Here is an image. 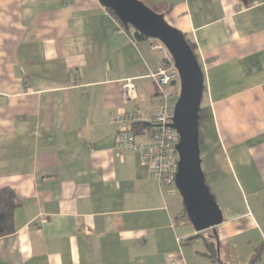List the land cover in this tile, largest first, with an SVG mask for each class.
<instances>
[{"label": "crops", "instance_id": "obj_1", "mask_svg": "<svg viewBox=\"0 0 264 264\" xmlns=\"http://www.w3.org/2000/svg\"><path fill=\"white\" fill-rule=\"evenodd\" d=\"M140 1L195 44L205 75L202 168L224 222L218 259L204 244L199 264H248L264 245V0ZM134 31L100 0H0V191L21 202L0 264H193L173 186L116 152L112 117L161 102V55Z\"/></svg>", "mask_w": 264, "mask_h": 264}, {"label": "water", "instance_id": "obj_2", "mask_svg": "<svg viewBox=\"0 0 264 264\" xmlns=\"http://www.w3.org/2000/svg\"><path fill=\"white\" fill-rule=\"evenodd\" d=\"M124 27L162 43L172 55L180 76V94L171 127L180 135L176 147L178 173L175 186L180 193L189 222L196 234L224 222L223 213L207 184L202 168L200 110L205 91L204 71L185 35L140 0H100ZM148 126V124H145Z\"/></svg>", "mask_w": 264, "mask_h": 264}, {"label": "built area", "instance_id": "obj_3", "mask_svg": "<svg viewBox=\"0 0 264 264\" xmlns=\"http://www.w3.org/2000/svg\"><path fill=\"white\" fill-rule=\"evenodd\" d=\"M152 49L161 55L150 75L160 88L161 102L153 108L148 119L139 111L120 112L112 117L111 122L124 125L117 135V154H139L154 178L165 186H174L179 162L176 147L180 135L171 124L179 99L180 76L172 55L162 43L155 40ZM135 97V85L132 80H128L124 86V98L131 100ZM136 123H147L148 126L137 132L133 130ZM141 136L146 137V140L139 141Z\"/></svg>", "mask_w": 264, "mask_h": 264}, {"label": "trees", "instance_id": "obj_4", "mask_svg": "<svg viewBox=\"0 0 264 264\" xmlns=\"http://www.w3.org/2000/svg\"><path fill=\"white\" fill-rule=\"evenodd\" d=\"M112 16L116 19V21L119 23L120 27L125 28L124 25L119 21V19L114 15V13L107 9ZM131 30V29H130ZM129 31V30H128ZM134 37L137 40H149V38L145 37L144 35L134 31ZM186 37V35H185ZM187 39V37H186ZM187 42L189 43V45L191 46L193 52L195 53V55L197 56V59L199 61V57L196 51V46L195 44L187 39ZM202 67V65H201ZM203 69V67H202ZM200 125L201 122L206 120L209 117V109L206 107H203L201 105V110H200ZM146 127V125L144 123H136L133 125V130L134 131H142L144 128ZM202 145V137L200 135V146ZM21 206V202L19 201V199L17 198V195L15 193L14 190H12L11 188H3L0 191V238L3 237H7L10 235H13L16 231L15 229V221H14V215H15V211ZM183 213L184 215L182 216V218H184L186 220V223L188 222L190 225L191 223L189 222V219L187 217L186 211L183 207ZM196 240H202L206 246L207 249V255L208 258L211 261H216L218 259V241L216 239V235H205L203 233L201 234H197L195 236H191L188 237L186 240H184L185 244H193L194 241ZM264 245L261 244L260 246H258L255 251L254 254L252 256V258L250 259V261L248 262V264H261L264 260Z\"/></svg>", "mask_w": 264, "mask_h": 264}, {"label": "rangeland", "instance_id": "obj_5", "mask_svg": "<svg viewBox=\"0 0 264 264\" xmlns=\"http://www.w3.org/2000/svg\"><path fill=\"white\" fill-rule=\"evenodd\" d=\"M143 2V1H142ZM143 3H146V5L148 7H151L150 4H148L147 2H143ZM156 11V10H154ZM165 18V17H164ZM166 20V18H165ZM170 24V23H169ZM171 26H173L172 24H170ZM174 27V26H173ZM155 40L153 39H149V42H154ZM179 92H180V89H179ZM180 94V93H179ZM209 185V184H208ZM210 187V186H209ZM172 190L175 192L173 197H172V205L174 206H179L180 208L184 207L183 206V201H182V197L180 195V193L178 192L177 188L175 186L172 187ZM178 214V213H176ZM180 223L178 225L179 229H182L185 225L184 221L186 222V220H179ZM212 232L211 231H206L204 232L203 234H211ZM186 254H187V257L190 258L191 261H194L192 262L193 264H199V262H203L196 254V252H204V243L201 241V240H196L193 242V244H187L186 245Z\"/></svg>", "mask_w": 264, "mask_h": 264}]
</instances>
